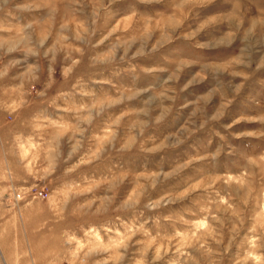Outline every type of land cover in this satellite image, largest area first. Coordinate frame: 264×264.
Returning a JSON list of instances; mask_svg holds the SVG:
<instances>
[{"label": "rangeland", "instance_id": "374dc122", "mask_svg": "<svg viewBox=\"0 0 264 264\" xmlns=\"http://www.w3.org/2000/svg\"><path fill=\"white\" fill-rule=\"evenodd\" d=\"M0 96V264H264V0H0Z\"/></svg>", "mask_w": 264, "mask_h": 264}, {"label": "crops", "instance_id": "0c3cea01", "mask_svg": "<svg viewBox=\"0 0 264 264\" xmlns=\"http://www.w3.org/2000/svg\"><path fill=\"white\" fill-rule=\"evenodd\" d=\"M11 105L9 103V99L0 96V127H8L11 126V123H8L7 120L9 117L15 119L16 116L11 115L9 112ZM5 121V123H3ZM3 123V124H2Z\"/></svg>", "mask_w": 264, "mask_h": 264}]
</instances>
